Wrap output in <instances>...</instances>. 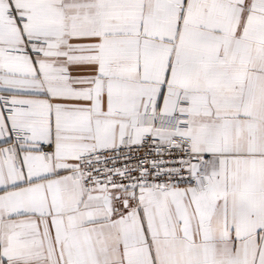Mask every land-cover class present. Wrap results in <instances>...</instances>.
I'll use <instances>...</instances> for the list:
<instances>
[{
  "label": "snow or ice",
  "instance_id": "snow-or-ice-1",
  "mask_svg": "<svg viewBox=\"0 0 264 264\" xmlns=\"http://www.w3.org/2000/svg\"><path fill=\"white\" fill-rule=\"evenodd\" d=\"M0 264H264V0H0Z\"/></svg>",
  "mask_w": 264,
  "mask_h": 264
}]
</instances>
